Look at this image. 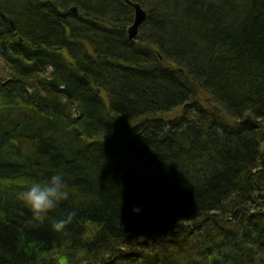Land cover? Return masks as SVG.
Listing matches in <instances>:
<instances>
[{
  "label": "trees",
  "instance_id": "1",
  "mask_svg": "<svg viewBox=\"0 0 264 264\" xmlns=\"http://www.w3.org/2000/svg\"><path fill=\"white\" fill-rule=\"evenodd\" d=\"M131 1L0 0V264H264V0Z\"/></svg>",
  "mask_w": 264,
  "mask_h": 264
},
{
  "label": "clouds",
  "instance_id": "2",
  "mask_svg": "<svg viewBox=\"0 0 264 264\" xmlns=\"http://www.w3.org/2000/svg\"><path fill=\"white\" fill-rule=\"evenodd\" d=\"M69 195L68 185L63 175L57 173L45 182H32L23 191L17 192L16 198L31 212V222L43 224L48 218V213L60 202L68 200ZM132 211L138 213L140 209L134 207ZM76 215L75 210L67 211L61 218L52 220L51 229L54 232H63L73 222ZM59 264H69L67 256L61 257Z\"/></svg>",
  "mask_w": 264,
  "mask_h": 264
},
{
  "label": "water",
  "instance_id": "3",
  "mask_svg": "<svg viewBox=\"0 0 264 264\" xmlns=\"http://www.w3.org/2000/svg\"><path fill=\"white\" fill-rule=\"evenodd\" d=\"M124 2L129 5L130 7L133 8V21L132 23L129 25L128 29H127V34H128V38L132 39L134 38L137 33H138V29L139 26L144 22V20L146 19V11L140 6L139 3L137 2H133L131 0H124ZM71 11H75L74 7H71ZM216 112H220V109L216 106L212 107Z\"/></svg>",
  "mask_w": 264,
  "mask_h": 264
},
{
  "label": "rangeland",
  "instance_id": "4",
  "mask_svg": "<svg viewBox=\"0 0 264 264\" xmlns=\"http://www.w3.org/2000/svg\"><path fill=\"white\" fill-rule=\"evenodd\" d=\"M203 100H204V98H203ZM207 102V101H206ZM179 110V108H177L175 111H178Z\"/></svg>",
  "mask_w": 264,
  "mask_h": 264
}]
</instances>
